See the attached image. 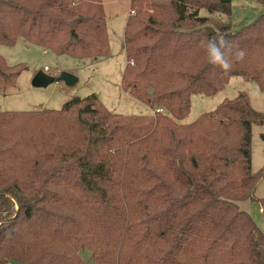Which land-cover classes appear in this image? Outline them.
<instances>
[{
	"label": "trees",
	"instance_id": "1",
	"mask_svg": "<svg viewBox=\"0 0 264 264\" xmlns=\"http://www.w3.org/2000/svg\"><path fill=\"white\" fill-rule=\"evenodd\" d=\"M232 2L131 0L122 86L153 114L112 113L95 94L60 110L0 111V264H88L83 249L94 264H264V233L240 205L257 200L264 213V169L252 168L264 112L241 93L180 123L192 94L215 96L234 77L264 93V14L237 28ZM218 36L228 69L210 62ZM19 39L107 57L103 0H0V44ZM23 69L0 55V89Z\"/></svg>",
	"mask_w": 264,
	"mask_h": 264
},
{
	"label": "rangeland",
	"instance_id": "2",
	"mask_svg": "<svg viewBox=\"0 0 264 264\" xmlns=\"http://www.w3.org/2000/svg\"><path fill=\"white\" fill-rule=\"evenodd\" d=\"M79 0H76V2ZM163 7H167L168 0H160ZM108 22V36L110 55L103 58L79 59L65 54H57L52 50H45L41 46L25 43L19 39L15 45L0 44V55L10 66L22 65L24 69L17 77L13 87L0 89V111H33L60 110L63 105L74 97H87L95 94L102 105L112 113L123 115H148L155 111L146 101L138 99L125 91L122 86L123 74L127 65L124 51V32L127 19L135 10L131 7V0H103ZM145 9L146 4H142ZM167 10V9H166ZM158 11L163 12L164 9ZM150 13L153 10H149ZM203 16H219L207 8H202ZM264 14V1L233 0L231 20L237 27L253 23ZM142 16V15H141ZM139 17H137L138 19ZM44 72L56 79L62 72H70L78 77V82L68 86L64 81H53L45 85L37 79V75ZM241 93L249 96L254 108L264 112V93L251 81H244L237 76L230 80L226 89L215 95H191V110L180 123H191L203 113L214 109L223 98L236 99ZM164 113H167L163 109ZM76 113L68 116L75 126ZM72 124V125H73ZM78 131V129L75 127ZM252 137V168L254 172L264 169V126L254 124ZM83 132L78 131V138L82 140ZM53 139L58 140V137ZM161 148V146H160ZM140 164H138L139 166ZM164 171V162L160 169ZM257 198H264V177L255 192ZM247 210L258 227L264 233V213L257 200L240 202ZM74 211V207H72ZM80 256L88 264H94L91 251L83 249ZM5 264H19L9 261Z\"/></svg>",
	"mask_w": 264,
	"mask_h": 264
},
{
	"label": "clouds",
	"instance_id": "3",
	"mask_svg": "<svg viewBox=\"0 0 264 264\" xmlns=\"http://www.w3.org/2000/svg\"><path fill=\"white\" fill-rule=\"evenodd\" d=\"M226 45H227V41H225L222 36L212 38L208 41L209 53L211 56L210 62L213 64H218L220 67L224 69H228L230 67L229 60L221 52V48ZM243 55L244 53L242 51H238L235 53L237 59L242 58Z\"/></svg>",
	"mask_w": 264,
	"mask_h": 264
},
{
	"label": "water",
	"instance_id": "4",
	"mask_svg": "<svg viewBox=\"0 0 264 264\" xmlns=\"http://www.w3.org/2000/svg\"><path fill=\"white\" fill-rule=\"evenodd\" d=\"M37 79L44 82L45 85L50 84L55 81H64L68 86H72L78 82V77L70 72H62L59 77L54 79L53 77L47 75L44 72H40L37 75Z\"/></svg>",
	"mask_w": 264,
	"mask_h": 264
},
{
	"label": "built area",
	"instance_id": "5",
	"mask_svg": "<svg viewBox=\"0 0 264 264\" xmlns=\"http://www.w3.org/2000/svg\"><path fill=\"white\" fill-rule=\"evenodd\" d=\"M160 111H162V110H160Z\"/></svg>",
	"mask_w": 264,
	"mask_h": 264
}]
</instances>
